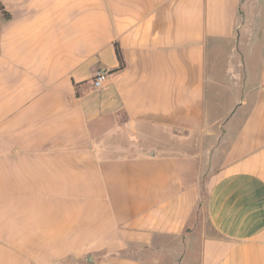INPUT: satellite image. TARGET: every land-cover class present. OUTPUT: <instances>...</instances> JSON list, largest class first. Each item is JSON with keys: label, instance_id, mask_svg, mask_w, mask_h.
I'll list each match as a JSON object with an SVG mask.
<instances>
[{"label": "crops", "instance_id": "0c3cea01", "mask_svg": "<svg viewBox=\"0 0 264 264\" xmlns=\"http://www.w3.org/2000/svg\"><path fill=\"white\" fill-rule=\"evenodd\" d=\"M0 5V264H264V0Z\"/></svg>", "mask_w": 264, "mask_h": 264}, {"label": "built area", "instance_id": "2783aa9c", "mask_svg": "<svg viewBox=\"0 0 264 264\" xmlns=\"http://www.w3.org/2000/svg\"><path fill=\"white\" fill-rule=\"evenodd\" d=\"M108 77V71L103 68H98L94 71L92 75V86L93 87H99L101 86L107 79Z\"/></svg>", "mask_w": 264, "mask_h": 264}, {"label": "trees", "instance_id": "16d2710c", "mask_svg": "<svg viewBox=\"0 0 264 264\" xmlns=\"http://www.w3.org/2000/svg\"><path fill=\"white\" fill-rule=\"evenodd\" d=\"M0 10H1L2 14L5 17H8V13L4 10L2 5H0ZM114 52H115L116 58L118 60V66H117V68L115 70L122 69L125 66V62H124V58H123V53H122L121 47L118 44V42H114Z\"/></svg>", "mask_w": 264, "mask_h": 264}, {"label": "rangeland", "instance_id": "374dc122", "mask_svg": "<svg viewBox=\"0 0 264 264\" xmlns=\"http://www.w3.org/2000/svg\"><path fill=\"white\" fill-rule=\"evenodd\" d=\"M238 112V111H237ZM237 115V114H236ZM236 115H232L231 118L237 117ZM203 198L205 197V190L202 191ZM68 260L64 261L62 264H67ZM69 264V263H68Z\"/></svg>", "mask_w": 264, "mask_h": 264}, {"label": "water", "instance_id": "95a60500", "mask_svg": "<svg viewBox=\"0 0 264 264\" xmlns=\"http://www.w3.org/2000/svg\"><path fill=\"white\" fill-rule=\"evenodd\" d=\"M89 260H90V258H89Z\"/></svg>", "mask_w": 264, "mask_h": 264}]
</instances>
